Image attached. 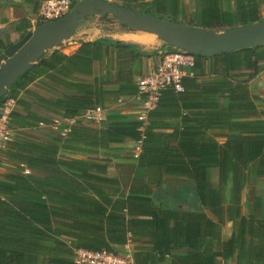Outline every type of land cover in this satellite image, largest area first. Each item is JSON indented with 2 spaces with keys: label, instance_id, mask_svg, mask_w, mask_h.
Instances as JSON below:
<instances>
[{
  "label": "trees",
  "instance_id": "obj_1",
  "mask_svg": "<svg viewBox=\"0 0 264 264\" xmlns=\"http://www.w3.org/2000/svg\"><path fill=\"white\" fill-rule=\"evenodd\" d=\"M149 1L111 3L215 32L264 20V0H195L188 20L183 14L178 18L177 0ZM76 2L70 0L69 10ZM40 24L37 16L35 25ZM21 25L16 26L20 38L31 29L28 22ZM10 44L0 40V53ZM75 44L71 55L58 48L42 56L0 99V108L8 99L14 102L9 115L14 137L2 148L12 166L0 173V264H74L78 249L119 254L129 239L141 235L160 256L171 257L170 264H264V199L255 191L256 182L264 180V122L247 87L264 71V46L194 56L182 91L161 90L143 132L141 121L112 112L99 126L77 121L64 136L46 128L40 142L28 141L27 132L55 119L40 114V108L56 119H72L97 106L92 101L97 86L83 81L69 85L71 93L49 105L30 97L26 87L40 76L53 81L71 67L90 74L92 63L112 48L125 61L126 84L111 88L108 104L137 95L132 66L146 53L105 37ZM174 50L167 47L159 58ZM169 118L178 119L182 130L168 136L160 130ZM214 127L223 131L221 144L209 133ZM140 139L135 158L133 146H112ZM114 152L127 154V162L116 164L118 176L108 172L107 159L98 157ZM213 172L217 182L211 180ZM169 179L189 181L193 198L188 209L155 199V190ZM226 224L230 234L223 240L220 231ZM134 264L152 263L135 259Z\"/></svg>",
  "mask_w": 264,
  "mask_h": 264
},
{
  "label": "crops",
  "instance_id": "obj_2",
  "mask_svg": "<svg viewBox=\"0 0 264 264\" xmlns=\"http://www.w3.org/2000/svg\"><path fill=\"white\" fill-rule=\"evenodd\" d=\"M45 0H0V40L5 41L8 39L11 43L16 42L20 39V32L16 31V26H20L28 22L31 26V29L36 26L37 16L40 11V7ZM79 1V0H77ZM112 2V0H107ZM149 1V0H148ZM179 2V7L177 6V16L180 19L181 15H185L188 20L189 15L193 14L195 11V0H177ZM120 2V1H119ZM150 2V1H149ZM121 4V3H120ZM168 7V4H167ZM260 14L262 18H264V5H262ZM22 26V25H21ZM20 26V28H21ZM142 33V32H139ZM146 34V33H142ZM103 37V36H102ZM108 39L119 41L128 46L132 45L134 50L139 53H146L147 56H139L133 63L132 72H133V80L136 82L137 78L143 76L151 71H153L158 62L159 55L157 52H150L146 47L148 45H144L140 42V35L134 34L133 32H117L106 36ZM97 38H86V41H93ZM156 40H152L150 45L154 46ZM157 45V44H156ZM155 45V46H156ZM143 46V47H142ZM61 52L66 55H71L75 52L77 46L76 44H70L59 47ZM58 49V48H57ZM122 55H118L115 49H109L107 55L103 57L101 61H96L92 63L90 74L85 69H78L71 67L69 69L68 74L66 76L57 75L52 81L50 78L46 76H40L37 80L33 81L26 87V91L29 96H38L41 100H45L46 105L57 100L58 98L64 96V94L71 93L69 85L77 84L79 81L91 83V85L97 86V96L94 95L92 101H97V106L103 105L105 109L104 119L110 113H117L128 118H136V114L140 109L141 101L137 97H122L117 102H113L108 104L110 101L109 93L111 88H120L126 84V71L123 65H125L124 59H121ZM127 66H130L129 61L127 62ZM205 66H208L205 63ZM126 67V66H125ZM118 81L115 80V76H118ZM97 80V84L95 81ZM116 81V82H115ZM248 91L250 97L255 101V105L260 113V118L264 122V71L259 73L254 79H251L248 82ZM95 90V88H94ZM40 107H42L40 105ZM40 114L51 116L53 118H57L56 115H50L41 111V108L37 110ZM182 114H186L188 117H192V114L183 112ZM195 118H201L200 115L194 116ZM168 126L160 130L163 134L173 135L176 132L182 130L180 127V121L178 119H166L164 121ZM88 124V123H85ZM94 125V124H89ZM100 125V124H99ZM94 125V126H99ZM177 127L176 129H174ZM42 128V129H41ZM48 129L51 132H57L53 130L50 126L40 125V129L31 130L27 132L28 141L40 142L44 139V133L42 130ZM210 135H213L214 140L218 143H223L224 138L221 136L223 131L221 128H212L209 132ZM14 137V135H13ZM12 137V138H13ZM176 139L170 141L171 145H174ZM121 148L132 147L133 142H125L119 145H112ZM10 151V149H8ZM4 150L0 151V173L7 171L12 164L4 161ZM126 155L123 152H114L107 154H99V158H104L108 160L109 168L108 172L113 176H118L119 168L116 167L117 163H122L126 161ZM127 162V161H126ZM27 171V170H25ZM28 172V171H27ZM211 180L213 182H217L216 173H212ZM264 182V180H261ZM261 181H257L261 182ZM177 183L175 179H169L166 181L161 187L155 190L154 197L157 201L162 202L163 204L170 207H181L182 209H188V198H193V192L190 186V183L186 179H182ZM255 191L258 194L257 188ZM247 189L243 192L242 201L245 203ZM264 193V191H263ZM262 199H264V195L258 194ZM192 204H196L195 201ZM242 213L246 214V207L243 206ZM221 238L227 239L230 234V225L226 224L221 228L220 231ZM127 244V243H126ZM123 245L122 251H125V246ZM151 243L147 235L137 236L135 240L130 241L128 244L129 253L132 256L133 264L134 260L137 261H146L151 262L152 264H170L168 255L160 256L156 251L151 249ZM185 250H175L174 253H184ZM122 253V252H121ZM162 258V259H160ZM159 260V261H158ZM156 261V262H155ZM154 262V263H153ZM234 261H229L226 264H234Z\"/></svg>",
  "mask_w": 264,
  "mask_h": 264
},
{
  "label": "water",
  "instance_id": "obj_3",
  "mask_svg": "<svg viewBox=\"0 0 264 264\" xmlns=\"http://www.w3.org/2000/svg\"><path fill=\"white\" fill-rule=\"evenodd\" d=\"M106 16H111L128 31L152 34L167 47L193 56L210 57L264 46V20L215 32L138 13L107 0H79L66 15L34 26L0 53V99L42 56L61 46L85 40L91 31H102V20Z\"/></svg>",
  "mask_w": 264,
  "mask_h": 264
},
{
  "label": "built area",
  "instance_id": "obj_4",
  "mask_svg": "<svg viewBox=\"0 0 264 264\" xmlns=\"http://www.w3.org/2000/svg\"><path fill=\"white\" fill-rule=\"evenodd\" d=\"M69 8L70 0H45L40 7L38 19L42 23L57 20L66 15L69 12ZM193 65L194 56L192 54L175 49L161 56L153 71L137 78V95L135 97L141 101V105L136 114V119L142 122V126L139 128L140 132H143L147 113L155 107L161 90L166 87H171L175 92H181L182 78L192 75L190 69ZM141 98L143 99L141 100ZM13 103L12 99H8L0 108V150H2L4 145L10 141L13 136V127L9 121ZM104 113V108L101 106H94L85 110L76 118L54 119L48 126L59 132L61 136H64L69 126L75 124L77 121L94 125L101 124L104 121ZM62 125V129L58 131L59 127ZM141 138H143V136ZM140 146L141 139L133 142V158L137 157ZM128 244L129 240L127 241V246H125V251L120 255L105 250L88 251L78 249L74 253L73 262L74 264H133L132 256L129 251H127Z\"/></svg>",
  "mask_w": 264,
  "mask_h": 264
},
{
  "label": "rangeland",
  "instance_id": "obj_5",
  "mask_svg": "<svg viewBox=\"0 0 264 264\" xmlns=\"http://www.w3.org/2000/svg\"><path fill=\"white\" fill-rule=\"evenodd\" d=\"M101 27L103 28L102 31H96V32L95 31H91L86 38L91 39V38H97V37H102V36L107 38L106 36H109V35L117 33V32H122V31H127L128 32V30L126 28L118 25L115 22V19H113L111 16H106L102 20V26ZM129 32H132V31H129ZM133 33L136 34V36L137 35L142 36V37H139L140 42L142 44H144V45H148L149 44L148 47H146V48L150 52H157L158 55H159L160 52H163L167 48V46L164 43L158 41L154 35L142 34V33H139V32H133ZM152 40H156V42L154 43L155 45L157 44L156 46L155 45L154 46L150 45ZM255 188H257L258 194L261 193V195H264V193H263V191H264V182L263 181L256 183ZM120 254H121V252L119 253V255Z\"/></svg>",
  "mask_w": 264,
  "mask_h": 264
},
{
  "label": "bare ground",
  "instance_id": "obj_6",
  "mask_svg": "<svg viewBox=\"0 0 264 264\" xmlns=\"http://www.w3.org/2000/svg\"><path fill=\"white\" fill-rule=\"evenodd\" d=\"M152 35V34H151ZM150 36V35H149Z\"/></svg>",
  "mask_w": 264,
  "mask_h": 264
}]
</instances>
